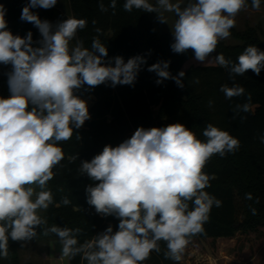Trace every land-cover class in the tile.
<instances>
[{
	"label": "clouds",
	"instance_id": "9594fccd",
	"mask_svg": "<svg viewBox=\"0 0 264 264\" xmlns=\"http://www.w3.org/2000/svg\"><path fill=\"white\" fill-rule=\"evenodd\" d=\"M57 0H30L22 9L21 20L33 23L42 37L33 46L32 32L25 37L7 30L4 6L0 4V64L11 65L7 73L10 92L0 98V256H8L9 238L30 240L36 227L47 223L38 210L53 204L47 182L53 168L64 159L58 142L67 141L73 130L90 119L87 102L77 95L85 85L94 88L110 82L134 85L146 58L136 55L125 62L122 56L106 63L108 48L99 36L91 49L75 39L77 31L87 25L85 19L67 18L55 25L41 20L33 8L50 9ZM261 0H252L260 8ZM112 8L116 0H111ZM124 10L156 12L167 23L163 12L174 13V42L171 50L177 54L194 51L199 62L209 61L221 40L227 39L235 27V17L247 7L246 0H188L182 7L173 0H125ZM101 11H107L103 4ZM95 23V21H93ZM97 28L96 32L100 33ZM233 63L221 53L214 62L233 76H243L248 70L257 76L264 69V51L247 46ZM170 61H158L148 67L158 76L156 83L172 79L183 88L180 71L172 76ZM199 82L198 80L196 81ZM225 97L243 96L239 84L222 85ZM251 100L250 95L247 98ZM211 103V102H210ZM250 104H237L234 112H248ZM235 118V117H234ZM206 141L183 124L165 127L137 128L131 138L118 146L106 145L91 161H83L79 171L86 173L95 186L86 188L87 202L96 212L119 219L118 231L109 226L104 232L79 243L81 229L52 226L44 230L60 238L62 256L77 255L87 264H142L152 251L160 252V241L166 242L165 257L180 262L189 238L204 233L212 208L222 201L210 195L209 176L203 171L214 154L223 157L240 147V141L225 130L208 124L203 131ZM264 142V137H261ZM72 160L76 156L71 157ZM33 185L35 187H33ZM39 188L40 191H36ZM35 196V199H33ZM251 200V193L246 194ZM259 202L258 199L256 201ZM64 205L70 201L65 197ZM191 205V207H190ZM251 208V206H250ZM256 215V209L251 208Z\"/></svg>",
	"mask_w": 264,
	"mask_h": 264
},
{
	"label": "trees",
	"instance_id": "16d2710c",
	"mask_svg": "<svg viewBox=\"0 0 264 264\" xmlns=\"http://www.w3.org/2000/svg\"><path fill=\"white\" fill-rule=\"evenodd\" d=\"M72 18L85 19V28L77 31V40L83 41L84 47L91 49L92 40L99 39L108 48L105 62L122 56L127 60L136 55L146 58L134 85H117L112 87L101 84L94 88L85 85L77 92L81 99L92 97L94 102L88 107L90 119L82 127L73 130V136L67 141L58 142L64 152V159L53 168L54 176L47 182V189L53 195V204L47 209L46 224L36 227L33 238L59 239L45 229L52 226L71 229L79 228V243L91 240L104 232L109 226L113 232L118 231L119 219L114 215L103 216L96 212L93 205L87 202L86 188L95 186L98 181L91 180L86 173L79 171L83 161H91L100 154L106 145L118 146L131 138L139 127H165L180 123L191 130L197 139L206 141L203 131L208 124L218 127L240 141V147L223 157L214 154L206 163L203 171L209 176L210 195L222 201L221 207H213L209 220L204 224V233L191 239L231 238L236 232H255L264 227V69L257 76L248 70L243 76H233L229 70L218 64L198 66L184 71L183 88L172 79L157 84L158 76L147 69L158 61H170L169 71L177 76L186 62L194 58V51L177 54L171 50L174 40L165 32L158 35L149 18L150 12L133 9L124 10L125 0H116L112 8L111 0H67ZM30 0H0L4 6L7 30L13 35L25 37L32 32L33 46L42 39L39 30L33 23L21 20L22 9ZM188 0H182V7ZM103 4L107 11H101ZM260 4H264L261 0ZM31 11L41 20H48L55 28L59 22L66 20L58 9L33 8ZM177 19V17H176ZM95 21V23H93ZM99 28L100 33L96 32ZM241 44L226 46L218 43V54H223L233 63L249 45L264 51V39L255 31L233 33ZM11 65L0 64V98L10 96L7 73ZM199 81L198 83L196 81ZM239 84L245 89L240 97L228 99L220 91L222 85ZM250 95L251 100L247 98ZM211 102V103H210ZM250 104L248 112H234L237 104ZM235 117V118H234ZM76 156L75 160L71 157ZM251 193L252 199H246ZM67 198L70 203L64 205ZM258 199V203L256 202ZM256 209V215L251 208ZM191 207V205H190ZM242 211V222L238 220V211ZM19 241L9 238L8 252H14ZM160 252L152 251L142 264H177L165 257L166 242L160 241ZM9 256V255H8ZM8 264H18L14 256L8 257ZM70 264H87L80 255L70 258ZM179 264V262H178Z\"/></svg>",
	"mask_w": 264,
	"mask_h": 264
},
{
	"label": "rangeland",
	"instance_id": "374dc122",
	"mask_svg": "<svg viewBox=\"0 0 264 264\" xmlns=\"http://www.w3.org/2000/svg\"><path fill=\"white\" fill-rule=\"evenodd\" d=\"M155 4L156 0H149ZM178 2V0H173ZM182 3V0H179ZM247 7L242 9L235 17V27L230 29L231 35L220 43L226 46L240 45L241 42L234 38L233 33H245L255 31L260 39H264V4H260L259 10L252 7V0H246ZM65 18H72L70 6L67 0H57L56 5ZM167 23L161 22L156 12H150L149 18L160 36L167 32L174 40L172 25L176 20L174 13L163 12ZM77 38L70 43L75 45ZM216 49L210 54L209 61L199 62L194 58L186 62L182 71H187L198 66L215 65L214 57ZM87 106H92V97L84 99ZM33 187H35L33 185ZM36 191H40L36 188ZM35 199V196H33ZM47 210H38V214L45 219ZM238 220L242 222V211H238ZM8 257L14 256L18 264H70L69 257L62 256V245L59 239L32 238L17 243L14 252H8ZM0 264H8L7 257L0 256ZM179 264H264V227L255 232H236L231 238L219 239H191L187 244L182 260Z\"/></svg>",
	"mask_w": 264,
	"mask_h": 264
},
{
	"label": "crops",
	"instance_id": "0c3cea01",
	"mask_svg": "<svg viewBox=\"0 0 264 264\" xmlns=\"http://www.w3.org/2000/svg\"><path fill=\"white\" fill-rule=\"evenodd\" d=\"M54 8H56V7H54ZM56 9H58V8H56ZM59 10V9H58Z\"/></svg>",
	"mask_w": 264,
	"mask_h": 264
}]
</instances>
